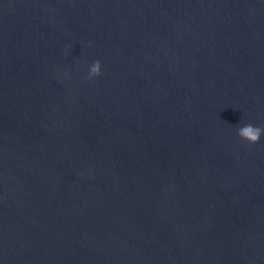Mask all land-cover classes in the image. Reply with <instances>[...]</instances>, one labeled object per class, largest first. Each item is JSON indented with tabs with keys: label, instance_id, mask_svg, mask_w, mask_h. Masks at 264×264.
<instances>
[{
	"label": "water",
	"instance_id": "95a60500",
	"mask_svg": "<svg viewBox=\"0 0 264 264\" xmlns=\"http://www.w3.org/2000/svg\"><path fill=\"white\" fill-rule=\"evenodd\" d=\"M247 124L264 0H0V264H264Z\"/></svg>",
	"mask_w": 264,
	"mask_h": 264
},
{
	"label": "clouds",
	"instance_id": "9594fccd",
	"mask_svg": "<svg viewBox=\"0 0 264 264\" xmlns=\"http://www.w3.org/2000/svg\"><path fill=\"white\" fill-rule=\"evenodd\" d=\"M101 69V63L98 60L95 61L94 64L90 67L89 79H93L102 75ZM238 135L243 140L255 145L260 142L261 136L264 135V129L253 126L252 124H247L238 129Z\"/></svg>",
	"mask_w": 264,
	"mask_h": 264
}]
</instances>
